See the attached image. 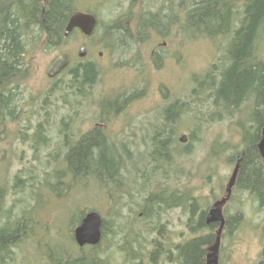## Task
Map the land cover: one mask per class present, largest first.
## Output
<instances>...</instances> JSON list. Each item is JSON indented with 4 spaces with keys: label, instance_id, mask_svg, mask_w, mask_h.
Instances as JSON below:
<instances>
[{
    "label": "rangeland",
    "instance_id": "obj_1",
    "mask_svg": "<svg viewBox=\"0 0 264 264\" xmlns=\"http://www.w3.org/2000/svg\"><path fill=\"white\" fill-rule=\"evenodd\" d=\"M189 2L80 0L78 9L96 15L99 22L92 37L78 32L56 47H46L41 40L34 41V33L30 35L28 54L21 66L24 71L11 84L17 109L0 122V227L23 217L25 210H32L36 214L29 216L36 219V226L32 227L36 235L11 247L0 256V264H49L46 253L56 246L68 247L69 252L76 254L80 248L72 241V228L80 218V210H95L102 215L108 230L111 226L115 231L122 230L116 237L106 235L103 240L102 252L109 264H151V239L160 231L162 235L163 224L171 243L180 242V235L187 233L184 207L162 210L160 216H144L143 206L152 194L165 196L166 192L181 199L188 194L209 207L215 196L225 194L233 169L227 162L231 146L241 148L236 122L245 121L251 105L246 104L238 114L221 113L224 120H212L221 109L206 94L202 97L204 104L190 94L195 88L193 78L203 76L217 61L226 41L195 38L189 31L183 35L182 28L187 25L183 8ZM244 3L242 0L238 5L243 7ZM157 14L169 16L164 27L159 28V36L156 30L146 36L137 35L140 23ZM111 29L116 34L112 41L109 39L111 46L107 51L100 41L112 33ZM35 34L39 35L38 30ZM83 47L88 54L81 58ZM259 51L264 56V40ZM63 53L71 55L72 65L86 61L97 64L100 77L86 98L71 93L65 83L67 75L55 80L47 78L48 69ZM115 100L128 104L104 124L105 104ZM184 100L186 112L175 109L180 113L172 128V160L168 166L157 167L162 161H150L152 139L167 125L164 111L171 105L180 107ZM40 125L48 138L43 147L35 137ZM97 129L130 153L129 157L124 154L121 191L114 190L110 195L109 184L104 186L91 179L80 184L71 182L69 192L66 184L56 190L54 173L67 168L63 162L67 153L65 141L74 144L79 136ZM164 135L167 137L168 133ZM183 135L188 140L184 144L179 141ZM222 145L227 149L210 163L212 148L221 149ZM157 207L155 204L149 209L155 211ZM238 213L244 221L222 241L224 264H257L263 248L264 211L249 193L235 188L225 214L231 217ZM147 226L156 227L152 234L144 230ZM127 243L139 254L134 260L123 249ZM159 263L169 264L161 260Z\"/></svg>",
    "mask_w": 264,
    "mask_h": 264
},
{
    "label": "trees",
    "instance_id": "obj_2",
    "mask_svg": "<svg viewBox=\"0 0 264 264\" xmlns=\"http://www.w3.org/2000/svg\"><path fill=\"white\" fill-rule=\"evenodd\" d=\"M79 1L46 0L42 3L36 0H0V122L5 115L11 116V113H15L17 109L11 84L24 71L21 66L24 65V58L28 54L26 47L30 35L34 33V41L37 43L39 39L46 47L58 46L66 39L64 33L67 23L79 10ZM241 1L238 0V3ZM238 3L236 0H190L183 8L187 25L182 28V33L184 35L189 31L195 38L201 36L226 41L217 61L203 76L193 78L195 88L191 89L190 94L198 98L201 104H204L202 97L206 94L212 104L221 109L219 113L214 114L216 116H213L212 120H224L225 116L221 113L238 114L244 106L247 107L246 104L251 105L250 109L246 110L249 115L245 121L236 122L241 148L232 145V154L227 162L234 167L237 158L243 156L236 188L249 193L259 209L264 211V161L259 151L264 126V56L259 53V45L264 40V0H245L243 7ZM239 7H242V10L237 12ZM168 17V14L162 17L159 14L151 16L147 21L140 23L137 35L146 36L148 32L156 30L159 36V28L164 27ZM175 23L174 19L172 24ZM37 30L39 35L35 34ZM113 30L111 29L112 33L108 34L111 36L101 38L100 44L104 50L108 51L111 46L112 36L116 34ZM63 75L68 76L65 83L67 82L71 93L77 97L86 98L97 83L100 71L94 61H86L71 65L61 76ZM54 90L59 91L58 88ZM127 104L119 100L105 104V109L102 111L104 114L102 120L105 119L103 123L108 124L110 118L121 113ZM175 109L186 112L185 100L180 107L171 105L164 111L167 125L162 131L156 133V138L152 139L154 149L150 154V161L152 163L162 161L157 167L163 164L168 166L172 160L170 157L174 141L172 128L180 113ZM165 132L168 133V138L165 137ZM35 134L38 145L46 146L48 138L43 133V125H40L39 131ZM75 140L74 144H70L69 140L65 141L67 153L63 162L67 168L54 173L55 189L64 188L66 184L67 192H69L72 187L71 182L80 184L91 179L104 186L109 184L110 195L121 191L119 181L122 176L123 161L126 159L124 154L130 155L129 151L113 144L108 135L106 136L100 129L90 131ZM226 149L224 145L221 149L213 147L210 163L217 161ZM21 188L24 189V186ZM164 193L165 196L161 194L150 196V199L146 201L147 204L143 206L144 216H160L163 213L162 210L184 207L187 215L185 222L187 233L180 235L182 238L180 242L171 243L170 236L163 231L164 228L166 229V225L163 224L162 235L160 236V231L159 235L151 239L153 249L148 253L150 263L160 264L159 260H161L162 263L167 261L169 264H207L208 247L215 242L218 228L217 224H206L210 207L207 204L202 205L200 199L192 195L186 194L181 199L179 195L174 197ZM113 198L115 197H112L111 201L115 202ZM214 199L217 201L220 197L215 196ZM155 204H158L155 211L149 209ZM79 212L80 218L73 226L72 233L74 227L82 221L88 211L80 210ZM31 213L36 214L32 210H25L23 217H18L13 223L7 222L4 227H0V256L7 254L11 247L19 245L21 241L36 235L32 228L36 226V219L29 216ZM243 221L244 217L241 213L231 217L226 216L222 241L229 237ZM155 228V226L149 228L147 226L144 230L147 232L150 230L152 234ZM102 231L104 240L106 235L116 237L122 230L115 231L113 226L108 230L104 221ZM262 234L263 248L257 264H264V229ZM103 240L97 246L79 249L76 254L69 252L68 247L65 251L64 247L56 246L52 249L58 252L54 253L50 249L46 253L47 260L49 264H109L110 260L103 256ZM72 241L73 243L75 241L74 234ZM123 249L132 260L139 255L133 250L132 244H125ZM224 249L225 246L222 243L220 264L225 263Z\"/></svg>",
    "mask_w": 264,
    "mask_h": 264
},
{
    "label": "water",
    "instance_id": "obj_3",
    "mask_svg": "<svg viewBox=\"0 0 264 264\" xmlns=\"http://www.w3.org/2000/svg\"><path fill=\"white\" fill-rule=\"evenodd\" d=\"M45 1V0H39ZM97 25V19L92 14L77 12L69 20L67 25L65 36H69L72 31L79 28L85 35H91ZM86 54L85 49H82L80 56ZM70 63V56L63 54L55 60L51 68L47 72L49 78H55L59 75ZM182 142H186V137L181 138ZM259 151L264 161V126L262 130V140L259 143ZM243 156H239L229 178L226 186L225 195L216 201L208 212L206 221L208 225L219 224V228L216 233L215 242L209 247L207 254V264H220V250L222 242V234L225 228L226 220L224 217V207L230 200L233 189L236 186L238 174L240 171ZM102 224L103 220L101 215L96 211L89 212L82 220L81 224L75 230V240L80 247L87 245L96 246L102 239Z\"/></svg>",
    "mask_w": 264,
    "mask_h": 264
},
{
    "label": "bare ground",
    "instance_id": "obj_4",
    "mask_svg": "<svg viewBox=\"0 0 264 264\" xmlns=\"http://www.w3.org/2000/svg\"><path fill=\"white\" fill-rule=\"evenodd\" d=\"M164 18V17H163ZM166 22V21H165ZM168 23V22H167ZM78 247L80 248V249H82V248H85L86 246H84V247H80L79 245H78Z\"/></svg>",
    "mask_w": 264,
    "mask_h": 264
}]
</instances>
